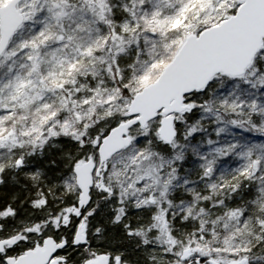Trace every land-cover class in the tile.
<instances>
[{
  "label": "snow or ice",
  "instance_id": "obj_1",
  "mask_svg": "<svg viewBox=\"0 0 264 264\" xmlns=\"http://www.w3.org/2000/svg\"><path fill=\"white\" fill-rule=\"evenodd\" d=\"M0 264H264V0H0Z\"/></svg>",
  "mask_w": 264,
  "mask_h": 264
}]
</instances>
